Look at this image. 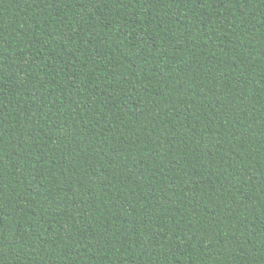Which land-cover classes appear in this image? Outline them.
<instances>
[{
    "label": "trees",
    "instance_id": "trees-1",
    "mask_svg": "<svg viewBox=\"0 0 264 264\" xmlns=\"http://www.w3.org/2000/svg\"><path fill=\"white\" fill-rule=\"evenodd\" d=\"M0 264H264V0H0Z\"/></svg>",
    "mask_w": 264,
    "mask_h": 264
}]
</instances>
